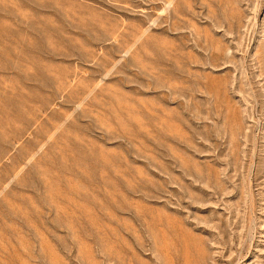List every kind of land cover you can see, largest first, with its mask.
Wrapping results in <instances>:
<instances>
[{
    "label": "rangeland",
    "instance_id": "obj_1",
    "mask_svg": "<svg viewBox=\"0 0 264 264\" xmlns=\"http://www.w3.org/2000/svg\"><path fill=\"white\" fill-rule=\"evenodd\" d=\"M0 264H264V0H0Z\"/></svg>",
    "mask_w": 264,
    "mask_h": 264
}]
</instances>
